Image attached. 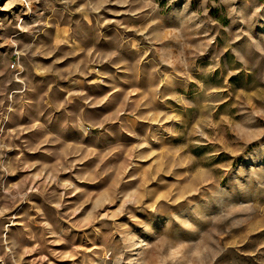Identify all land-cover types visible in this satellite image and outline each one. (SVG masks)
Masks as SVG:
<instances>
[{
	"label": "rangeland",
	"instance_id": "obj_1",
	"mask_svg": "<svg viewBox=\"0 0 264 264\" xmlns=\"http://www.w3.org/2000/svg\"><path fill=\"white\" fill-rule=\"evenodd\" d=\"M0 264H264V0H2Z\"/></svg>",
	"mask_w": 264,
	"mask_h": 264
},
{
	"label": "water",
	"instance_id": "obj_2",
	"mask_svg": "<svg viewBox=\"0 0 264 264\" xmlns=\"http://www.w3.org/2000/svg\"><path fill=\"white\" fill-rule=\"evenodd\" d=\"M2 0H0V2H1Z\"/></svg>",
	"mask_w": 264,
	"mask_h": 264
}]
</instances>
